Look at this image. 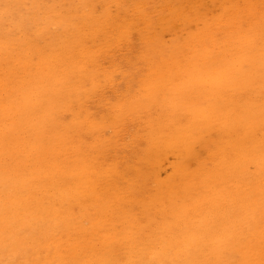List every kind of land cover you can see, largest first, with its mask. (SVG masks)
Segmentation results:
<instances>
[{
	"label": "rangeland",
	"instance_id": "374dc122",
	"mask_svg": "<svg viewBox=\"0 0 264 264\" xmlns=\"http://www.w3.org/2000/svg\"><path fill=\"white\" fill-rule=\"evenodd\" d=\"M0 1L1 3L5 2L0 6V28H2L0 29V34H2L0 35V37L2 36L0 38V220L2 219L1 222L3 223H0V230L5 229L0 232V238H3V240L0 239V245L2 247V249L0 247L1 264H39L41 260H44V263L47 261L48 263L46 264H69V262L70 264H81L83 259L82 264H144V262L145 264L147 262L149 264H171V262H174L172 264H186L187 260L189 264H203L207 261L206 264H212L214 261L215 264L217 260L220 262L216 264H253V262L254 264H264V262H262L264 261V177H261L262 175L264 176V140H262L264 139V117H262L264 116V113H261L260 116H254L257 120L255 118L253 119L251 115L250 117L247 115L243 116V111L241 114V111H237V113L228 112L229 115L227 116L223 115L225 113L221 108L232 110V108L227 106L229 105L233 107L232 104L235 102L236 98L242 96L241 93H239L242 92L240 88H238L237 93L233 91L234 87H238L233 86V80L238 79L239 77L235 76V69H232L225 74H221V68L219 73L215 71V75L217 74L219 78L217 82L219 81L221 84L224 83V85H222L225 88V93L221 95L202 96L204 100H201V103H198L197 101L195 102L194 97L197 96L196 91L192 94V96H195L190 99L191 96L185 93L183 89L186 87L192 88L197 82L200 83L201 81L206 85L207 81L204 83L206 74H200L197 78L190 77L189 81L194 82L191 83V86L188 80V83L186 84L187 81L184 80L182 76H176L174 73L178 68L181 75L186 77V75H188L187 67L190 60L205 61L203 58L206 57V52L203 50L207 51V54L209 55L207 56L209 58L211 57L220 64L226 58L227 54H233V57H238L237 54L241 56L249 51L251 53L254 50V47L259 48L261 45L264 50V43H261V41H263L262 36H264V0H222V2L221 0H185L186 2L184 0H74V2H71L73 0H46V3H44L45 0H25L26 2L24 0H8V2L6 0ZM15 1H17L16 4ZM181 1L184 3L182 4ZM206 1L207 3L205 5ZM187 2L190 4H187ZM193 2L197 3V5L193 4ZM226 2L227 6L223 5L226 4ZM124 3L127 5L124 6ZM182 5L185 7L182 8ZM254 5L256 6V9L260 6L259 10H256ZM111 6H113V8ZM186 6L190 8H187ZM175 7L178 8L176 9ZM251 8L252 10H250ZM19 10L20 12L18 13ZM76 10L79 11L76 12ZM113 10L115 11L113 12ZM190 10L193 11L194 15H192V11L188 12ZM12 11H14L15 14ZM28 11L29 13L26 14ZM252 11L254 13L256 11L258 12L254 15V13L252 14ZM22 12L23 15H21ZM160 12L161 14H159ZM127 13L128 15L131 13V15L128 16ZM183 13L185 14V16L183 15L185 17L184 19L182 17ZM175 14L177 16H175ZM256 14L258 15V20L260 18L263 22L260 20L259 23L257 22L258 20L255 18ZM115 15H117V17L114 18L116 20V27L114 26L115 20L113 19ZM34 16L36 17L33 18ZM187 16L191 17L187 18ZM63 18H67L65 20L66 23L62 20ZM192 18L195 20L193 21ZM206 18H208V20H206ZM177 19L179 21H176ZM67 20H69V22ZM182 20L187 23L184 24ZM28 21L29 24L27 23ZM254 21L256 24L253 23ZM77 22L78 24L76 25ZM21 24L24 25L21 26ZM118 24H120L119 28L120 31H122L112 33V31H115L114 28L116 29L119 26ZM175 24L178 26L177 29ZM78 25L80 28L77 27ZM190 25L191 27H187ZM257 26H261L262 28L260 29L259 27L258 29ZM168 27H170V29H168ZM10 28L13 31H11ZM178 29L181 30L178 31ZM190 30L192 31L191 33ZM259 30L260 32L262 31L263 34L259 33ZM245 31L249 33H245ZM111 33L115 34L114 36L118 39H111L114 37H112ZM118 33L119 36H117ZM256 33L259 34L256 35ZM61 34L63 37H61ZM17 35H19V38ZM4 38L7 39L5 40L6 42L8 41V43H6L5 40L2 41ZM35 38L39 39L37 40ZM63 38L67 39V41L65 39L63 40ZM81 38H83V40ZM246 38L248 39V42L244 45V43L242 44V40L244 39L243 41H245ZM253 40L255 41L251 42ZM112 41L113 43L115 41L117 42L113 44ZM75 42L77 43V46L75 45ZM196 43L198 46H196ZM249 43L251 44L249 45ZM201 44L203 45L201 46ZM210 44L213 45L208 51L207 47H209ZM40 45L44 47L39 48L41 47ZM243 46H246L245 50H243ZM260 48L255 50V52L261 50L259 52L262 53V48ZM44 49L45 52L43 51ZM41 50L43 52H41ZM164 50L169 53L164 52ZM259 52H257V55L260 54ZM164 53L168 55H164ZM181 60L184 61L181 62ZM245 64L248 65L247 71L249 72L248 74H250L251 68L252 71L254 69L253 64H248L247 61H245ZM32 65L34 66L32 67ZM44 65L47 68H45ZM211 72L212 70H210V73ZM233 76H235L234 79ZM224 79H228V81L230 80V83L232 82V90L228 89L229 87L227 84L229 86L231 85L227 81L224 82ZM225 83L227 87L225 86ZM46 87L47 90L45 89ZM194 87L197 89L200 88L198 84ZM194 87L193 89H195ZM180 88L182 89L181 91ZM24 92H26L27 96ZM191 92L192 89L190 90V94ZM257 92L256 96L262 92L263 95H258V99L260 101L259 103L263 104L264 101L262 98H264V92ZM172 95H177V97H173ZM218 96L223 98L220 99ZM25 97H27L28 101ZM175 97H180V100L173 102V100L176 99ZM209 97L212 98L211 104L216 103L218 105L219 103V106L216 108L218 111L221 109L220 111H223V114H220V112H217V109L211 107L210 100H208ZM8 98L9 101H7ZM229 99L233 102L230 103V101V104L225 106V103H227V100ZM13 101H17V103ZM241 101L242 100H240V102ZM26 103L27 105H30L26 106ZM39 103L42 105L40 106ZM46 104L47 107L45 106ZM203 104L209 105L208 108H206L207 105L204 106ZM194 105H197L198 108L204 106L205 110L202 108V110H204L202 112L203 114H200L198 111H201V109H198L197 106L195 109ZM244 105L245 103H241L239 107H243ZM190 107L192 109H189ZM186 109L187 111L191 110V112H186ZM197 109L198 111L196 112ZM212 109L215 110V113L213 112V114L211 111ZM40 111L43 112L39 114ZM195 112L196 114L194 115ZM184 113H186V117H184ZM188 114L190 115L188 116ZM209 114L213 116L210 117ZM219 114L221 116H219ZM236 114L240 117L238 116L237 118ZM206 115H209L211 120ZM244 117H247V120H245L246 118ZM233 118H236L235 123H233ZM242 118L245 120L244 123H241ZM229 119L233 121H230ZM155 120L157 124L155 123ZM192 120L195 125L191 124L193 123ZM225 120L227 121L225 122ZM251 120L253 121L252 123H247V121L251 122ZM181 121L186 123V128ZM159 122H161V124ZM240 123L241 125H250L249 127L246 126V132L244 130L240 133L241 131L239 130L240 134H235L238 132L237 129L239 128ZM182 124L184 127L181 126ZM230 124L232 127L234 126V129H231L232 127L228 128L231 126ZM259 124L261 125L260 129ZM241 125L240 127H242ZM161 128L164 129L162 130ZM187 128L188 130L185 132ZM227 128L229 130H225ZM248 128L253 129L247 131ZM222 129L224 132H221ZM240 129L242 130V128ZM166 132H169L171 135ZM188 132H190L191 136L185 134ZM220 132L223 134L224 140H229L227 143L223 140L221 134V137L218 135ZM247 132V135L250 134L252 136H257L256 139H259V142L255 139V136L254 138L252 136L250 137V135L246 137ZM162 133L164 134L161 135ZM173 134L177 135V137ZM238 134L243 135L240 138L237 136ZM234 135L239 138L233 137ZM186 136H188L187 140L185 139ZM243 136L246 138H243ZM216 137L218 138V141L220 138V141L223 142L221 143L219 141L220 144ZM229 137H231V139ZM60 138L63 139L60 140ZM152 138H154V141L151 144L150 139L152 140ZM232 139L235 141L239 139V141L237 140L236 142L240 143L238 144L235 141V144L232 143L234 148H240L238 151L236 150L235 153L233 152L234 148L232 147V144H230ZM248 139H254L257 143H260V145L255 142L254 145L257 146L252 145L251 147L249 142H247ZM187 142H189V144H187ZM252 142L254 143L253 140L250 141L251 144H253ZM245 143H247V146ZM224 144L226 145L225 148ZM227 145L233 149L228 148ZM238 145H241V147H238ZM242 145L245 147H242ZM248 145L251 148L257 147V150H255L256 148L251 150ZM211 147H214V152ZM35 148L37 149L36 151ZM221 148L222 151L220 152L219 149L221 150ZM241 149L242 151L240 154L239 150ZM159 150L161 151L159 152ZM190 151L193 153L191 154ZM243 151L244 153L247 151L245 155L246 157L242 153ZM254 151L255 153H253ZM251 155L254 156L253 159L250 158ZM21 157L23 160H21ZM234 157L236 159H234ZM229 159L231 163L227 162ZM243 159H246L247 161L245 160V162H243ZM238 160H241L242 164ZM35 161L38 163L36 164ZM218 162L220 163L218 164ZM222 162L227 163L224 164ZM232 163H236V165L234 164V169L237 173L234 172L233 169L226 167V164L229 165H227L228 167H234ZM238 163L242 166L240 167ZM220 165H222V171L221 167L219 168ZM212 167H214V169ZM217 168L220 171H218ZM236 168H239L240 170H237ZM232 170L235 173V176L231 174L233 173L231 172ZM206 171H209L208 173L210 176ZM214 171L217 172L212 174L211 172L214 173ZM37 172L39 174H37ZM52 172L55 173L53 174ZM183 172L187 175H184ZM219 172L224 174H221L223 177H221L222 179L219 178L217 180L211 177V174L212 176L220 177ZM202 174H204L202 183H204V180L209 177L216 182H214L215 184H211L213 183L212 180L211 182L209 179H207V181L205 180L210 184V187H208L209 185L207 186V183H204L206 185L204 187L207 189L206 192H203L202 188L201 190L199 189L201 186L203 187L200 182ZM228 174V178L231 179V177H233L231 180L225 178ZM184 177H187V180ZM220 180H222V183H220ZM234 180L239 183L245 180L246 182H244V184L241 182V184L245 186L243 187L240 184L238 186V183H236V187L233 188L237 189L239 187V189H231V183L232 186H235ZM258 180L263 182L261 183ZM155 181L156 183H154ZM192 181L193 183L194 181L196 183L200 182L196 187L199 189V193H201H198L200 197L203 193H206L205 196L203 195L202 200L196 194L198 192L197 189L196 193L194 192L195 189L192 191L193 185H196L195 183L193 184ZM252 182L257 185H254ZM183 184L186 186L181 187ZM218 185L219 187H217ZM173 186H175V189L172 188ZM220 187L222 189H220ZM226 187L228 190L231 189L232 191H228ZM218 189L220 190L218 191ZM174 190L180 192L177 194V191L174 192ZM144 191H148V194L144 193ZM217 191L218 193L223 191V194H218ZM236 191H238V193ZM207 193L210 194V196H208ZM135 195L139 196L136 197ZM151 195L154 198L158 196L160 199L156 198L154 201V198ZM195 195L199 199L195 198ZM206 195L210 199L207 198ZM174 196L180 200L176 201L175 199L177 198ZM179 196H181V198ZM189 196H192V203L191 200L190 203L188 201L190 199ZM182 198L183 200L181 201ZM194 198L197 203L196 201L194 202ZM10 199L11 201H9ZM59 200H63V203H60L61 201ZM170 200L175 201L176 203H172ZM180 201L182 202L181 204H179ZM186 201L191 206L190 208H188ZM202 201L204 202V205L209 208H204V206V209L202 210L203 213H200L201 210L199 211L198 209H202ZM156 202L160 203L158 204ZM209 202L212 204L208 206L207 204H209ZM54 203L57 204L55 205ZM155 203L158 204L156 205L157 207H155ZM198 203L202 206H199L198 209L193 212L195 205ZM152 205L154 206L152 207ZM182 206L185 207V209H182ZM210 206H212V210L210 209ZM161 207L163 208L161 209ZM173 208H175V212L173 211ZM192 208L194 209L192 210ZM216 208H219V211ZM171 209L172 212L170 213ZM187 209L189 212H186ZM183 210L187 215L182 213ZM177 211H179V213L181 212L180 215H185L180 216L179 213L177 215ZM197 211L199 212L196 216L202 214L204 221L200 219L202 216H198V218H195L196 216H194V219H191V214L193 217V213H196ZM162 213L165 215L163 214L162 216ZM173 213L178 216L176 218L180 219L182 217L180 219L181 221L178 219L175 221L176 219L174 220V217L171 218ZM204 213L207 219L204 217ZM245 216H247L248 219L244 218ZM166 218H171L172 221H167ZM4 221L8 225L5 224ZM83 221L85 222L83 223ZM28 225H31V228ZM153 225L154 227H152ZM158 225L160 229L157 227ZM180 225H182L183 229L179 227ZM230 226L231 228H229ZM178 227L181 231L176 232V230H172V228L176 229ZM198 229L200 230L198 231ZM201 229L204 233L203 231L201 232ZM120 230L122 231L120 232ZM145 231H147V233ZM154 231H156L155 233L159 232L157 233L159 236L155 233L153 234L152 232ZM9 233L13 237L9 236ZM202 234L205 236V239ZM122 235L123 238L121 237ZM21 236H23V238ZM50 236L53 240L50 239ZM220 237L221 239L219 240ZM23 239L24 241H22ZM7 240H10L9 243ZM89 241H91V243ZM121 241L123 243L120 246ZM216 241L218 242L216 243ZM2 242H4L3 244L5 245H3ZM20 242L22 244H20ZM48 243L52 245L49 244L48 248L51 247L50 249L47 248ZM71 246H75V248L73 247V249H71ZM226 246H228V248H225ZM213 247H216L218 250L216 248V250L213 249ZM198 248L200 249L198 250ZM219 248L220 251H222V248L225 251L223 250L220 252ZM56 250L58 251L56 252ZM72 251L74 254L75 251L76 253L79 252L74 256ZM119 251H122L120 252L121 254L119 253L121 258L124 259L126 256L124 259L125 261L122 260L123 262H120V256L118 255ZM151 251L154 254H152ZM69 252L73 255L68 254ZM193 252L195 254H193ZM134 253L137 254L134 255ZM143 253L144 255L147 254V260L144 258L145 256ZM216 253H218L219 256H217ZM138 254L143 255L140 256L141 259L138 258L139 256L136 257ZM206 254L208 255L206 256ZM229 254H231L230 258H228L230 256ZM248 254L249 256L251 254V257H249ZM116 255L117 258H115ZM72 256L75 257V259ZM187 256L191 259H184L185 262L182 258H187ZM113 257L115 259L114 261H111L113 260ZM127 257H129V259L133 257L136 258H133L134 261L130 259L129 262L126 260ZM210 257L212 258L210 259ZM76 259L79 260L80 263L79 261H76ZM116 259L119 262H117ZM66 260L68 261L66 262ZM73 260L76 262L73 263ZM44 263L43 261L40 262V264Z\"/></svg>",
	"mask_w": 264,
	"mask_h": 264
},
{
	"label": "bare ground",
	"instance_id": "6f19581e",
	"mask_svg": "<svg viewBox=\"0 0 264 264\" xmlns=\"http://www.w3.org/2000/svg\"><path fill=\"white\" fill-rule=\"evenodd\" d=\"M6 1L8 2V0H6ZM17 1H18V0H17ZM17 1H15V4H16ZM24 1H25V0H24ZM42 1H43V0H42ZM42 1H40V2H42ZM131 1H132V0H131ZM184 1H185V0H184ZM186 1H187V0H186ZM186 1H185V2H186ZM188 1H189V0H188ZM239 1H240V0H239ZM25 2H26V1H25ZM47 2H48V1H47ZM71 2H74V0L71 1ZM71 2H70V3H71ZM91 2H92V1H91ZM106 2H107V1H106ZM119 2H120V1H119ZM121 2H122V1H121ZM123 2H124V1H123ZM125 2L128 3L127 1H125ZM181 2H182V1H181ZM181 2H180V3H181ZM190 2H191V1H190ZM195 2H197V1H195ZM195 2H193V4H196V5H197L198 2H197V3H195ZM215 2H216V1H215ZM221 2H222V0H221ZM0 3H1V1H0ZM3 3H5V2H3ZM3 3H1L0 6H2ZM9 3H10V2H9ZM27 3H28V2H27ZM38 3H39V2H38ZM44 3H46V0H45ZM44 3H42V4H44ZM129 3H130V2H129ZM139 3H140V2H139ZM142 3H143V2H142ZM149 3H150V2H149ZM183 3H184V2H182V4H183ZM191 3H192V2H191ZM206 3H207V1L205 2V5H206ZM18 4H19V3H18ZM54 4H55V3H54ZM64 4H65V3H64ZM66 4H67V3H66ZM72 4H73V3H72ZM72 4H71V5H72ZM87 4H88V3H87ZM100 4H101V3H100ZM118 4H119V3H118ZM185 4H186V3H185ZM187 4H190V3L187 2ZM193 4H192V5H193ZM216 4H217V3H216ZM216 4H215V5H216ZM9 5H10V4H9ZM25 5H26V4H25ZM37 5H38V4H37ZM48 5H49V4H48ZM56 5H57V4H56ZM61 5H62V4H61ZM73 5H74V4H73ZM95 5H96V4H95ZM102 5H103V4H102ZM126 5H127V4H126ZM126 5H125V3H124V6H126ZM173 5H174V4H173ZM196 5H195V6H196ZM220 5H221V4H220ZM223 5L227 6V2H226V4H223ZM228 5H229V3H228ZM252 5H253V4H252ZM252 5H251V6H252ZM52 6H53V4H52ZM162 6H163V5H162ZM179 6H180V5H179ZM188 6H190V5H188ZM203 6H204V5H203ZM208 6H209V5H208ZM210 6H211V5H210ZM254 6H255V5H254ZM263 6H264V5H263ZM263 6H261V7H263ZM17 7H19V6H17ZM46 7H48V6H46ZM54 7H55V5H54ZM95 7H96V6H95ZM111 7L113 8V6H111ZM121 7H122V6H121ZM139 7H140V6H139ZM184 7H185V6H184ZM184 7H183V5H182V8H184ZM186 7H187V6H186ZM193 7H194V6H193ZM197 7H198V6H197ZM218 7H219V6H218ZM257 7H258V6H257ZM259 7H260V6H259ZM259 7L257 8L258 10H259ZM1 8H2V7H1ZM9 8H10V7H9ZM20 8H21V6H20ZM40 8H41V7H40ZM43 8H44V7H43ZM57 8H58V7H57ZM72 8H73V6H72ZM72 8H71V9H72ZM77 8H78V6H77ZM101 8H102V6H101ZM155 8H156V7H155ZM175 8H176V7H175ZM177 8H178V7H177ZM177 8H176V9H177ZM187 8H190V7H187ZM187 8H186V9H187ZM207 8H208V7H207ZM220 8H221V7H220ZM15 9H16V8H15ZM21 9H22V8H21ZM53 9H54V8H53ZM71 9H69V10H71ZM81 9H82V7H81ZM99 9H100V8H99ZM160 9H161V8H160ZM200 9H201V8H200ZM255 9H256V6H255ZM257 9H256V10H257ZM3 10H4V9H3ZM34 10H35V9H34ZM34 10H33V11H34ZM93 10H94V9H93ZM164 10H166V9H164ZM183 10H185V9H183ZM183 10H182V11H183ZM197 10H198V9H197ZM219 10H220V9H219ZM250 10H252V8H251ZM263 10H264V9H263ZM1 11H2V10H1ZM63 11H64V10H63ZM77 11H79V10H76V12H77ZM114 11H115V10H113V12H114ZM128 11H129V10H128ZM176 11H177V10H176ZM191 11H192V10H190V11H188V12H191ZM198 11H199V10H198ZM198 11H197V12H198ZM201 11H202V10H201ZM203 11H204V10H203ZM215 11H216V10H215ZM254 11H255V10H254ZM261 11H262V10H261ZM12 12H14V11H12ZM16 12H17V11H16ZM19 12H20V10L18 11V13H19ZM34 12H36V11H34ZM39 12H42V11H39ZM73 12H74V11H73ZM94 12H95V10H94ZM132 12H133V11H132ZM136 12H137V10H136ZM151 12H152V11H151ZM154 12H155V11H154ZM197 12H196V13H197ZM216 12H217V11H216ZM220 12H221V11H220ZM231 12H232V11H231ZM256 12H258V11H256ZM256 12H255V13H256ZM27 13H29V11L26 12V14H27ZM37 13H38V12H37ZM44 13H45V12H44ZM47 13H48V12H47ZM71 13H72V12H71ZM92 13H93V12H92ZM96 13H97V12H96ZM111 13H112V12H111ZM120 13H121V12H120ZM148 13H150V12H148ZM209 13H210V12H209ZM211 13H212V12H211ZM253 13H254V12L252 11V14H253ZM255 13H254V15H255ZM263 13H264V12H263ZM10 14H11V13H10ZM14 14H15V12H14ZM118 14H119V13H118ZM157 14H158V13H157ZM159 14H161V12H160ZM162 14H163V13H162ZM179 14H180V13H179ZM179 14H178V15H179ZM189 14H190V13H189ZM213 14H214V13H213ZM228 14H229V13H228ZM242 14H243V13H242ZM245 14H246V13H245ZM11 15H12V14H11ZM21 15H23V12H22ZM50 15H51V14H50ZM110 15H111V14H110ZM127 15H128V13H127ZM130 15H131V13H130L128 16H130ZM167 15H168V14H167ZM183 15L185 16V14H184V13L182 14V17H183V19H184L185 17H184ZM192 15H194V14H193V11H192ZM195 15H196V14H195ZM211 15H212V14H211ZM243 15H244V14H243ZM247 15H248V14H247ZM0 16H1V15H0ZM7 16H9V15H7ZM12 16H13V15H12ZM17 16H18V15H17ZM41 16H42V15H41ZM41 16H40V18H41ZM51 16H52V15H51ZM75 16H76V15H75ZM124 16H125V15H124ZM133 16H134V15H133ZM152 16H154V15H152ZM152 16H151V17H152ZM175 16H177V15L175 14ZM262 16H263V15H262ZM30 17H31V15H30ZM35 17H36V16H34L33 18H35ZM45 17H46V16H45ZM48 17H50V16H48ZM115 17H117V15H115V16L113 17V19H114ZM188 17H191V16H187V18H188ZM222 17H223V16H222ZM257 17H258V15L256 14L255 18L258 20ZM15 18H16V16H15ZM72 18H73V17H72ZM75 18H76V17H75ZM79 18H80V17H79ZM107 18H108V17H107ZM109 18H110V17H109ZM261 18H262V17H261ZM66 19H67V18H66ZM66 19H65V18L62 19V20H64V23H66V22H65ZM88 19H89V18H88ZM180 19H181V17H180ZM192 19H193V21L195 20L194 18H192ZM249 19H250V18H249ZM252 19H253V18H252ZM252 19H251V20H252ZM71 20H73V19H71ZM114 20H115V19H114ZM114 20H112V21H114ZM133 20H134V19H133ZM186 20H187V19H186ZM190 20H191V19H190ZM199 20H200V19H199ZM206 20H208V18H206ZM223 20H224V19H223ZM259 20H260V18H259ZM259 20L257 21L258 23H259L260 21L263 22V20H260V21H259ZM32 21H34V20H32ZM32 21H31V22H32ZM40 21H41V20H40ZM40 21H39V22H40ZM67 21L69 22V20H67ZM105 21H106V20H105ZM112 21H111V22H112ZM118 21H119V19H118ZM146 21H147V20H146ZM176 21H179V20L177 19ZM182 21L184 22V20H182ZM232 21H233V19H232ZM245 21H246V20H245ZM255 21H256V20H255ZM255 21H254L253 23H255ZM50 22H51V21H50ZM85 22H86V21H85ZM96 22H97V21H96ZM102 22H103V21H102ZM102 22H101V23H102ZM111 22H110V23H111ZM154 22H155V21H154ZM180 22H181V21H180ZM198 22H199V21H198ZM224 22H225V21H224ZM243 22H244V21H243ZM9 23H10V22H9ZM27 23L29 24V21H28ZM62 23H63V22H62ZM62 23H61V24H62ZM112 23H113V22H112ZM119 23H120V22H119ZM138 23H139V22H138ZM185 23H187V22H184V24H185ZM190 23H191V21H190ZM220 23H221V22H220ZM258 23H257V24H258ZM263 23H264V22H263ZM263 23H262V24H263ZM39 24H41V23H39ZM53 24H54V23H53ZM77 24H78V22L76 23V25H77ZM107 24H108V23H107ZM113 24H114V23H113ZM140 24H141V23H140ZM233 24H234V23H233ZM255 24H256V23H255ZM19 25H20V24H19ZM23 25H24V24H23ZM23 25L21 24V26H23ZM37 25H38V22H37ZM65 25H67V24H65ZM76 25H75V26H76ZM102 25H103V24H102ZM118 25H119V26H118ZM118 25H117L118 27L116 28L117 30L113 27L115 31H112V33H116V31H117V32L120 31V28H119V27H120V24H118ZM138 25H139V24H138ZM138 25H137V26H138ZM179 25H180V24H179ZM248 25H249V24H248ZM59 26H60V25H59ZM86 26H87V25H86ZM109 26H110V25H109ZM114 26L116 27V20H115V25H114ZM173 26H174V25H173ZM173 26H172V27H173ZM175 26H176V29H177L178 26H177L176 24H175ZM175 26H174V28H175ZM205 26H206V25H205ZM242 26H243V25H242ZM245 26H246V25H245ZM262 26H263V25H262ZM77 27L80 28L79 25H78ZM111 27H112V26H111ZM133 27H134V26H133ZM180 27H181V26H180ZM187 27H191V25H190V26H187ZM201 27H202V26H201ZM252 27H253V26H252ZM257 27H258V26H257ZM259 27H260V29L262 28L261 26H259ZM259 27H258V29H259ZM31 28H32V26H31ZM31 28H30V29H31ZM48 28H50V27H48ZM48 28H46V29H48ZM55 28H56V27H55ZM118 28H119V29H118ZM205 28H207V27H205ZM0 29H2V28H0ZM10 29H11V28H10ZM13 29H14V28H13ZM46 29H45V30H46ZM52 29H53V28H52ZM56 29H57V28H56ZM69 29H70V27H69ZM107 29H108V28H107ZM131 29H132V27H131ZM131 29H130V30H131ZM156 29H157V28H156ZM168 29H170V27H168ZM176 29H175V30H176ZM185 29H186V27H185ZM187 29H188V28H187ZM199 29H200V28H199ZM202 29H203V28H202ZM210 29H211V27H210ZM235 29H236V28H235ZM8 30H9V29H8ZM53 30H54V29H53ZM57 30H58V29H57ZM67 30H68V29H67ZM80 30H81V29H80ZM166 30H167V29H166ZM166 30H165V31H166ZM180 30H181V29H178V31H180ZM183 30H184V28H183ZM192 30H193V28H192ZM243 30H244V29H243ZM245 30H246V29H245ZM256 30H257V29H256ZM263 30H264V29H263ZM11 31H13V30L11 29ZM47 31H48V30H47ZM72 31H73V30H72ZM72 31H71V32H72ZM106 31H107V30H106ZM121 31H122V30H121ZM121 31H120V32H121ZM168 31H169V30H168ZM171 31H172V30H171ZM204 31H205V30H204ZM204 31H203V32H204ZM238 31H239V30H238ZM241 31H242V30H241ZM249 31H250V30H249ZM50 32H51V31H50ZM50 32H48V33H50ZM54 32H55V31H54ZM83 32H84V31H83ZM108 32H109V31H108ZM110 32H111V30H110ZM181 32H182V31H181ZM187 32H188V31H187ZM191 32H192V31L190 30V33H191ZM198 32H199V31H198ZM207 32H208V29H207ZM211 32H212V31H211ZM218 32H219V31H218ZM257 32H258V31H257ZM2 33H3V31H2ZM5 33H6V32H5ZM112 33H111V35H112V37H113L115 34H112ZM150 33H151V32H150ZM165 33H166V32H165ZM183 33H184V32H183ZM200 33H201V31H200ZM221 33H222V32H221ZM233 33H234V32H233ZM245 33H249V32L245 31ZM259 33L263 34L262 31L260 32V30H259ZM259 33H256V35L259 34ZM10 34H11V32H10ZM45 34H46V33H45ZM58 34H59V33H58ZM66 34H67V33H66ZM71 34H72V33H71ZM77 34H78V33H77ZM122 34H123V33H122ZM209 34H210V33H209ZM0 35H2V34H0ZM43 35H44V33H43ZM61 35H62V34H61ZM64 35H65V34H64ZM80 35H81V34H80ZM163 35H164V34H163ZM171 35H172V34H171ZM181 35H182V33H181ZM181 35H180V36H181ZM217 35H218V34H217ZM219 35H220V33H219ZM219 35H218V36H219ZM252 35H253V34H252ZM5 36H6V35H5ZM17 36H18V38H19V35H17ZM17 36H16V37H17ZM30 36H31V35H30ZM67 36H69V35H67ZM72 36H73V35H72ZM117 36H119V33H118ZM185 36H186V35H185ZM240 36H241V34H240ZM240 36H239V37H240ZM248 36H249V35H248ZM1 37H2V36H1ZM1 37H0V38H1ZM61 37H63V35H62ZM74 37H77V36H74ZM206 37H207V36H206ZM206 37H205V38H206ZM241 37H242V36H241ZM259 37H260V36H259ZM262 37L264 38V36H262ZM262 37H261V38H262ZM6 38H7V36H6ZM6 38L2 39V41H4ZM21 38H22V37H21ZM46 38H47V36H46ZM51 38H52V37H51ZM78 38H79V37H78ZM115 38H116V36H114V37L111 38V39H115ZM202 38H203V35H202ZM231 38H232V37H231ZM253 38H254V37H253ZM256 38H257V37H256ZM263 38H262L263 41H261V43H262V42L264 43V39H263ZM7 39H8V38H7ZM7 39H6V40H7ZM9 39H10V38H9ZM33 39H34V38H33ZM35 39L38 40L39 38H35ZM64 39H65V38H63V40H64ZM81 39L83 40V38H81ZM91 39H92V38H91ZM116 39H118V38H116ZM160 39H161V38H160ZM232 39H233V38H232ZM232 39H231V40H232ZM6 40H5V42H6ZM54 40H55V39H54ZM65 40L67 41V39H65ZM84 40H85V39H84ZM243 40H244V39H243ZM243 40H242V44L244 43V45H246V42H248V41H247L248 39L246 38L245 41H243ZM255 40H257V39H255ZM255 40H253V41H251V42H254ZM13 41H15V40H13ZM13 41H11V42H13ZM52 41H53V40H52ZM52 41H51V42H52ZM74 41H75V39H74ZM107 41H108V40H107ZM109 41H110V40H109ZM117 41H118V40H117ZM117 41H115L114 43H116ZM121 41H122V39H121ZM143 41H144V40H143ZM146 41H147V40H146ZM146 41H145V42H146ZM199 41H201V40H199ZM205 41H206V40H205ZM205 41H204V42H205ZM259 41H260V40H259ZM0 42H1V40H0ZM11 42H10V43H11ZM16 42H17V41H16ZM40 42H41V41H40ZM58 42H59V41H58ZM80 42H81V41H80ZM82 42H83V41H82ZM94 42H95V40H94ZM104 42H105V41H104ZM119 42H120V41H119ZM159 42H161V41H159ZM159 42H158V43H159ZM207 42H208V40H207ZM227 42H228V41H227ZM6 43H8V41H7ZM38 43H39V42H38ZM86 43H87V42H86ZM86 43H85V44H86ZM112 43H113V41H112ZM112 43H111V45H112ZM114 43H113V44H114ZM158 43H157V44H158ZM194 43H195V42H194ZM199 43H200V42H199ZM257 43H258V42H257ZM2 44H3V43H2ZM30 44H31V43H30ZM76 44H77V43L75 42V45H76ZM205 44H206V43H205ZM207 44H208V43H207ZM250 44H251V43H249V45H250ZM254 44H255V43H254ZM5 45H6V44H5ZM52 45H53V44H52ZM75 45H73V46L76 47L77 45H76V46H75ZM202 45H203V44H201V46H202ZM212 45H213V44H210L209 47H207V48H208V51L212 48ZM239 45H240V44H239ZM249 45H247V46H249ZM252 45H253V44H252ZM15 46H17V45H15ZM40 46H41V47H39V48H43V47H44V46H42V45H40ZM60 46H61V45H60ZM70 46H71V43H70ZM70 46H69V47H70ZM156 46H157V45H156ZM161 46H162V45H161ZM178 46H179V45H178ZM196 46H198L197 43H196ZM201 46H200V47H201ZM255 46H256V45H255ZM261 46H262V45H261ZM261 46H259V48H260ZM28 47H29V46H28ZM175 47H176V46H175ZM219 47H220V46H219ZM245 47H246V46H245ZM245 47L243 46V50H245ZM251 47H252V46H251ZM253 47H254V46H253ZM21 48H22V47H21ZM25 48H26V47H25ZM30 48H31V47H30ZM166 48H167V47H166ZM173 48H174V47H173ZM177 48H178V47H177ZM197 48H198V47H197ZM207 48H206V49H207ZM259 48L254 47V50H253L251 53H250V51H249L248 53H244V55H241V56H239V55L237 54L238 57H235V56L233 57V54H227V55H226V58L221 62V64H220L218 61H215L214 59H212L211 57L209 58V57H208L209 55L207 54V51H206V50H203L204 52H206V57L203 58V59H205V61H195V60H190V62H188V67H187V68H188V72H187L188 75L185 74L186 77L183 76V75H181V72L178 70V68L175 70L174 73L176 74V76H182V78H183L184 80H186V81H187V80L189 81V78H190V77H191V78H197L200 74H204V75L206 74V75H205V78H204V80H205L204 83H206V81H207L206 85L203 84L202 81L200 82V83H202V84H200L199 82H197V84L200 86V88L197 89L196 87H194L195 85L197 86V84H195L194 86H192L191 83H194V82H192V81L190 82V81H189V82H190V85L192 86V88H191V87H189V88L186 87V88L183 89L185 93H187L188 95L191 96L190 99H191L192 97L195 96V95L192 96V94L196 91L197 96L194 97L195 102L197 101L198 103H201L200 101H201V100H204L203 97H205L206 95H207V96H210V95H221V94H224V93H225V90H224L225 88H224V86H223L224 83H222V84H223V85H222L219 81L217 82V80H218L219 78H218V75H217V74L215 75L214 72L216 71L217 73H219V72H220L219 70H220V68H221V69H222L221 74H225V73H228L229 71H231L232 69H235V70H236V75H235V76H239V77H238V79H234L235 76H233V79H234V80H233V86H238V87H234V88H233L232 85H231L232 82H231V83L229 82L230 80H229V81H228V79H224V80H223L224 82L227 81V82L231 85V86H229V85L227 84V86L229 87V88H228L229 90H232L231 88H233V91H234L235 93L238 92V88H240V90H242V92H239V93H241L242 96H239V95H238L239 97H237L236 100H235V98H234L235 102L232 104L233 107H232V106H229V105L227 106V104H230V103L233 102V101H231V99L227 100V103H225V104H226L225 106L232 108V110L227 109V108H221V109H223V111H224V113H225V114H223V111L221 112V111H220V110H221L220 108H219V109H220L219 111H218V109L216 108L217 106H219V103H218V105H217L216 103H215V104H211V100H212V98H214V97L211 96L212 98L209 97L208 100H210L209 102H210V104H211V107L217 109V112H220V114H223V115L227 116V115H229L230 112H232V113H237V111H238V112L241 111V112H240V114H241L242 111H243V112H244V113H243V116L247 115V116L250 117V115H251L252 118L254 119V118H255L254 116H257V115L260 116L261 113H264V112H263V109H264V102H263V104H262V103L260 104V103H259L260 101H259V99H258L259 96L263 95L262 92L260 93L261 95H260V94H257V96H256V92H257V91H258V92H259V91H263V92H264V50H263V47H261V48H262V51H263L262 53L259 52V51H261V50L255 52V50H258ZM261 48H260V49H261ZM11 49H12V48H11ZM45 49H46V48H45ZM45 49L43 50L44 52H45ZM53 49H54V48H53ZM59 49H60V48H59ZM59 49H58V51H59ZM82 49H83V47H82ZM84 49H85V47H84ZM164 49H165V48H164ZM199 49H200V48H199ZM213 49H215V48H213ZM248 49H249V48H248ZM7 50H9V49H7ZM13 50H14V49H13ZM16 50H17V49H16ZM49 50H50V48H49ZM55 50H56V49H55ZM55 50H53V51H55ZM178 50H179V49H178ZM192 50H193V46H192ZM195 50H196V49H195ZM37 51H40V50H37ZM37 51H36V52H37ZM43 51L41 50V52H43ZM46 51H47V50H46ZM58 51H57V52H58ZM81 51H82V50H81ZM149 51H150V50H149ZM247 51H248V50H247ZM60 52H61V50H60ZM164 52H166V50H164ZM175 52H176V51H175ZM181 52H182V50H181ZM184 52H186V51H184ZM196 52H199V51H196ZM200 52H202V51H200ZM236 52H237V51H236ZM257 52H259L260 54L257 55ZM31 53H32V52H31ZM166 53H169V52L167 51ZM187 53H188V52H187ZM0 54H1V53H0ZM5 54H6V53H5ZM8 54H9V53H8ZM49 54H50V53H49ZM70 54H71V53H70ZM79 54H80V53H79ZM174 54H175V53H174ZM200 54H201V53H200ZM214 54H215V53H214ZM6 55H7V54H6ZM12 55H13V54H12ZM29 55H30V54H29ZM38 55H39V54H38ZM88 55H89V54H88ZM88 55H86V56H88ZM164 55H168V54H165V53H164ZM201 55H202V54H201ZM207 55H208V56H207ZM260 55H261V56H260ZM47 56H49V55H47ZM47 56H46V58H47ZM171 56H172V53H171ZM179 56H180V54H179ZM193 56H194V54H193ZM202 56H204V55H202ZM43 57H44V56H43ZM49 57H51V56H49ZM75 57H76V56H75ZM100 57H101V56H100ZM19 58H20V57H19ZM24 58H25V57H24ZM57 58H58V57H57ZM172 58H173V56H172ZM246 58H247V59H246ZM103 59H104V58H103ZM105 59H106V58H105ZM203 59H202V60H203ZM235 59H236V60H235ZM44 60H45V59H44ZM64 60H65V59H64ZM169 60H170V59H169ZM197 60H198V59H197ZM22 61H23V60H22ZM25 61H26V60H25ZM36 61H37V60H36ZM101 61H102V60H101ZM183 61H184V60H181V62H183ZM245 61H247L248 64H253V68H254V69H253V71H252V68H251V70H250V74H248V73H249V72L247 71V67H248V65L245 64ZM10 62H11V61H10ZM40 62H41V61H40ZM44 62H45V61H44ZM64 62H65V61H64ZM66 62H67V61H66ZM179 62H180V61H179ZM7 63H8V62H7ZM19 63H20V62H19ZM33 63H34V62H33ZM48 63H49V62H48ZM100 63H101V62H100ZM55 64H56V63H55ZM57 64H58V63H57ZM20 65H21V63H20ZM20 65H19V66H20ZM22 66H23V64H22ZM26 66H27V65H26ZM33 66H34V65H32V67H33ZM58 66H60V65H58ZM82 66H83V65H82ZM44 67H45V65H44ZM50 67H51V66H50ZM85 67H86V66H85ZM87 67H88V66H87ZM12 68H13V67H12ZM45 68H47V67H45ZM50 69H51V68H50ZM180 69H181V68H180ZM9 70H10V69H9ZM210 70H212L211 73H210ZM248 70H249V69H248ZM20 71H21V70H20ZM20 71H19V72H20ZM232 72H234V71H232ZM22 73H23V72H22ZM39 73H40V71H39ZM73 73H74V72H73ZM207 73H208V74H207ZM30 74H31V73H30ZM85 74H86V73H85ZM221 74H219V75H221ZM232 74H233V73H232ZM204 75H203V76H204ZM254 75H255V77H254ZM3 76H4V75H3ZM29 76H30V75H29ZM57 76H58V75H57ZM229 76H230V75H229ZM98 77H99V76H98ZM231 77H232V75H231ZM26 78H27V77H26ZM72 78H73V77H72ZM165 78H166V77H165ZM179 78H180V77H179ZM187 78H188V79H187ZM201 78H202V77H201ZM201 78H199V79H201ZM70 79H71V78H70ZM220 79H221V78H220ZM222 79H223V78H222ZM230 79H232V78H230ZM40 80H41V79H40ZM152 80H153V79H152ZM196 80H197V79H196ZM24 81H25V80H24ZM31 81H32V80H31ZM33 81H34V80H33ZM41 81H42V80H41ZM43 81H44V79H43ZM188 81L186 82V84L188 83ZM197 81H198V80H197ZM10 82H11V80H10ZM21 82H22V81H21ZM47 82H50V81H47ZM184 82H185V81H184ZM221 82H222V81H221ZM6 83H7V82H6ZM24 83H25V82H24ZM66 83H68V82H66ZM8 84H9V83H8ZM13 84H14V83H13ZM27 84H28V83H27ZM50 85H51V84H50ZM87 85H88V84H87ZM168 85H169V84H168ZM22 86H23V85H22ZM42 86H43V85H42ZM51 86H52V85H51ZM185 86H187V85H185ZM188 86H189V85H188ZM225 86H226V83H225ZM227 86H226V87H227ZM164 87H165V86H164ZM193 87H194L195 89H193ZM175 88H176V87H175ZM181 88H183V87H181ZM181 88H180V91L182 90ZM190 88L192 89L191 94H190V90H191ZM45 89L47 90V87H46ZM201 89H202V90H201ZM177 90H178V89H177ZM184 92H182V93H184ZM258 92H257V93H258ZM12 93H13V92H12ZM24 93H25V95H26V92H24ZM24 93H23V96H24ZM176 93H177V92H176ZM182 93H181V94H182ZM228 93H229V91H228ZM6 94H7V93H6ZM9 94H11V93H9ZM9 94H8V95H9ZM40 94H41V93H40ZM48 94H49V92H48ZM16 95H18V94H16ZM155 95H156V94H155ZM165 95H166V94H165ZM177 95H178V94H177ZM177 95H174V96L177 97ZM198 95H199V96H198ZM258 95H259V96H258ZM10 96H11V95H10ZM10 96H9V97H10ZM26 96H27V95H26ZM49 96H51V95H49ZM166 96H167V95H166ZM172 96H173V95H172ZM174 96H173V97H174ZM185 96H186V95H185ZM202 96H203V97H202ZM36 97H37V96H36ZM173 97H172V98H173ZM176 97H175V98H176ZM215 97H216V96H215ZM218 97H220V96H218ZM235 97H236V96H235ZM17 98H18V97H17ZM17 98H16V99H17ZM23 98H24V97H23ZM25 98H26V100H27V97H25ZM28 98H29V97H28ZM38 98H40V97H38ZM49 98H50V97H49ZM179 98H180V97H179ZM179 98H176L175 100H173V102L176 101V100L179 101V100H180ZM187 98H188V97H187ZM199 98H200V99H199ZM221 98H223V97H220V99H221ZM225 98H226V97H225ZM190 99H189V100H190ZM257 99H258V100H257ZM262 99H263V101H264V98H262ZM214 100H215V99H214ZM240 100H242V101L240 102ZM7 101H9V98H8ZM20 101H21V100H20ZM27 101H28V100H27ZM29 101H30V100H29ZM181 101H182V100H181ZM181 101H180V102H181ZM230 101H231V102H230ZM2 102H3V101H2ZM13 102L17 103V101H13ZM13 102H12V103H13ZM41 102H42V101H41ZM41 102H40V103H41ZM224 102H225V100H224ZM229 102H230V103H229ZM261 102H262V101H261ZM18 103H19V101H18ZM29 103H30V102H29ZM40 103H39V105H40ZM42 103H43V102H42ZM204 103H205V102H204ZM213 103H214V102H213ZM241 103H245V105H244L243 107H239V105H241ZM22 104H23V102H22ZM24 104H25V103H24ZM37 104H38V103H37ZM37 104H36V105H37ZM178 104H179V103H178ZM208 104H209V103H208ZM237 104H239V105H237ZM13 105H14V103H13ZM16 105H17V104H16ZM28 105H30V104H28ZM28 105H27V103H26V106H28ZM31 105H32V104H31ZM36 105H35V106H36ZM41 105H42V104H41ZM41 105H40V106H41ZM116 105H118V104H116ZM181 105H182V104H181ZM184 105H186V104H184ZM203 105L206 106L207 104H203ZM220 105H221V104H220ZM242 105H243V104H242ZM22 106H23V105H22ZM45 106L47 107V104H46ZM54 106H55V105H54ZM190 106H191V105H190ZM196 106H197V105H196ZM196 106L194 105V108H195V109H196ZM204 106H203V107L201 106V107L204 109ZM208 106H209V105H207L206 108H208ZM55 107H56V106H55ZM55 107H54V108H55ZM192 107H193V106H192ZM211 107H209V108H211ZM11 108H12V107H11ZM26 108H27V107H26ZM54 108H53V109H54ZM183 108H184V107H183ZM194 108H193V109H194ZM197 108H198V106H197ZM199 108H200V107H199ZM199 108H198V109H199ZM202 108H200L201 111H200V110L198 111V109H197L196 112L198 111V112H200V114H203L202 112H203L205 109L202 110ZM37 109H38V108H37ZM130 109H131V108H130ZM189 109H192V108L190 107ZM189 109H188V110H189ZM195 109H194V110H195ZM33 110H34V109H33ZM172 110H173V109H172ZM184 110H185V109H184ZM189 111L191 112V110H189ZM189 111H187V109H186V112H189ZM192 111H193V110H192ZM209 111H210V110H209ZM211 111H212V114H213V112H214L215 110L212 109ZM38 112H39V111H38ZM42 112H43V111H42ZM42 112L40 111L39 114H41ZM113 112H114V111H113ZM135 112H136V111H135ZM196 112L194 113V115L196 114ZM217 112H216V113H217ZM228 112H229V113H228ZM206 113H207V112H206ZM206 113H205V114H206ZM214 113H215V112H214ZM184 114H185L184 117H186V113H184ZM198 114H199V113H198ZM210 114H211V113H210ZM210 114H209V115H210ZM220 114H219V116H221ZM36 115H38V114H36ZM179 115H180V114H179ZM181 115H182V114H181ZM189 115H190V114H188V116H189ZM194 115H193V116H194ZM209 115H208V116L206 115V116L211 120L210 117H212L213 115H212V116L210 115V117H209ZM214 115H215V114H214ZM236 115H237V118H238L239 115H238V114H236ZM263 115H264V114H263ZM188 116H187V117H188ZM204 116H205V115H204ZM225 116H224V117H225ZM30 117H31V116H30ZM36 117H37V116H36ZM112 117H113V116H112ZM182 117H183V116H182ZM190 117H191V116H190ZM222 117H223V116H222ZM232 117H233V116H232ZM234 117H236V116H234ZM239 117H240V116H239ZM262 117H264V116H262ZM203 118H204V117H203ZM205 118H206V117H205ZM208 118H207V120H208ZM227 118H228V117H227ZM227 118H226V119H227ZM244 118H246L245 120H247V117H244ZM260 118H261V117H260ZM112 119H113V118H112ZM165 119H166V118H165ZM181 119H182V118H181ZM219 119H220V118H219ZM219 119H217V120H219ZM233 119H234V118H233ZM249 119H250V118H249ZM255 119H256V118H255ZM45 120H46V119H45ZM158 120H159V119H158ZM160 120H163V119H160ZM189 120H191V119H189ZM229 120H230V121H233V120H231V119H229ZM235 120H236V118L234 119V122H233V123H235ZM245 120H243V118H242V122H241V123H244ZM256 120H257V119H256ZM259 120H260V119H259ZM110 121H111V120H110ZM163 121H165V120H163ZM166 121H167V120H166ZM185 121H186V120H185ZM192 121H193V120H192ZM226 121H227V120H225V122H226ZM181 122L184 124V126L186 125V123H184V121H181ZM186 122H187V121H186ZM188 122H189V121H188ZM207 122H208V121H207ZM210 122H211V121H210ZM215 122H216V121H215ZM222 122H223V120H222ZM252 122H253L252 120H251V122H248V121H247V123H252ZM255 122H256V121H255ZM48 123H49V122H48ZM155 123H156V120H155ZM159 123L161 124V122H159ZM159 123H158V124H159ZM217 123H218V122H217ZM241 123L239 124V128L237 129L238 132H236L235 134L239 133L240 131H241L240 133H242V132L247 128L246 126L249 127V125H250V124H249V125H248V124H247V125H243V124L241 125ZM41 124H42V123H41ZM45 124H46V123H45ZM156 124H157V123H156ZM175 124H176V123H175ZM183 124H182L181 126H183ZM191 124H194V121H193V123H191ZM191 124H190V125H191ZM220 124H221V123H220ZM220 124H218V125H220ZM227 124H228V122H227ZM227 124H226V125H227ZM231 124H232V123H231ZM231 124H230V125H231ZM245 124H246V123H245ZM254 124H255V123H254ZM254 124H253V125H254ZM48 125H49V124H48ZM48 125H47V127H48ZM50 125H51V124H50ZM194 125H195V124H194ZM226 125H225V126H226ZM240 125H241L242 127H240ZM259 125H260V124H259ZM45 126H46V125H45ZM156 126H157V125H156ZM159 126H160V125H159ZM184 126H183V127H184ZM220 126H222V125H220ZM243 126H244L245 128H244ZM40 127H41V125H40ZM43 127H44V126H43ZM145 127H146V126H145ZM148 127H149V126H148ZM186 127H187V126H185V128H186ZM189 127H191V126H189ZM230 127H232V125L229 126L228 128H230ZM250 127H251V126H250ZM257 127H258V126H257ZM260 127H261V125L259 126V129H260ZM156 128H157V127H156ZM193 128H194V127H193ZM228 128L225 129V130H229ZM240 128H242V130H241ZM243 128H244V129H243ZM161 129L163 130L164 128H161ZM172 129H173V128H172ZM191 129H192V128H191ZM231 129H234V126H233ZM231 129H230V130H231ZM235 129H236V128H235ZM251 129H253V128H251ZM251 129L248 128L247 131H250ZM156 130H158V129H156ZM187 130H188V128L186 129L185 132H187ZM197 130H198V129H197ZM239 130H240V131H239ZM144 131H145V128H144ZM222 131L224 132L223 129L221 130V132H222ZM233 131H234V130H233ZM235 131H236V130H235ZM162 132H163V131H162ZM221 132L218 133V135H220ZM245 132H246V130H245ZM245 132H244V133H245ZM258 132H259V131H258ZM164 133H165V132H164ZM164 133H162L161 135H163ZM166 133H169V132H166ZM183 133H184V132H183ZM232 133H233V132H232ZM240 133H239V134H240ZM252 133H254V132H252ZM156 134H157V133H156ZM169 134H170V133H169ZM185 134H189V135L191 136L190 132L185 133ZM239 134H238L237 136H239V137L241 138V136H242L243 134H242V135H239ZM247 134H248V132L246 133V137L250 135V134H249V135H247ZM255 134H257V133H255ZM159 135H160V134H159ZM165 135H166V134H165ZM170 135H171V134H170ZM173 135H175V134H173ZM183 135H184V134H183ZM218 135H217V136H218ZM221 135H222L223 140H224V136H223V134H221ZM221 135H220V137H221ZM231 135H233V134H231ZM231 135H229V136H231ZM253 135H254V134H253ZM257 135H258V134H257ZM168 136H169V135H168ZM168 136H166V137H168ZM184 136H185V135H184ZM192 136H193V131H192ZM225 136H226V134H225ZM237 136L234 135L233 137L236 138ZM244 136H245V134H244ZM244 136H243V138H246V137H244ZM251 136H252V135H250V137H251ZM254 136H255V135H254ZM254 136H252V137L254 138ZM169 137H170V136H169ZM175 137H177V135H175ZM186 137H187V138H186ZM186 137H185V139L187 140V139H188V136H186ZM226 137H227V136H226ZM233 137H232V138H233ZM239 137H237V138H239ZM256 137H257V136H255V139H256ZM154 138H155V137H154ZM154 138H152V140L150 139L151 144H152V142L154 141V140H153ZM159 138H160V136H159ZM171 138H173V137H171ZM171 138H170V140H171ZM229 138L231 139V137H229ZM248 138H249V137H248ZM62 139H63V138H62ZM62 139L60 138V140H62ZM216 139H217V141H218V138H217V137H216ZM226 139H227V138H226ZM233 139H234V138H233ZM233 139L230 141V144H232V143L235 144V142H236L237 140L239 141V139H237L236 141L233 140ZM37 140H38V139H37ZM37 140H35V141H37ZM156 140H157V138H156ZM227 140H228V139H227ZM252 140L254 141V143L252 142L253 144L250 143V141H252ZM256 140H257V139H256ZM258 140H259V139H258ZM258 140H257V141H258ZM262 140H264V139H262ZM35 141H34V142H35ZM180 141H181V140H180ZM219 141H220V138H219ZM219 141H218V142H219ZM224 141L227 143L229 140H228V141L224 140ZM234 141H235V142H234ZM15 142H16V141H15ZM220 142L222 143L223 141H220ZM220 142H219V143H220ZM242 142H243V141H242ZM247 142H249L250 146L252 147V145H254L256 141H255L254 139H251V140L248 139ZM258 142H259V141H258ZM263 142H264V141H263ZM44 143H45V142H44ZM44 143H43V144H44ZM210 143H211V142H210ZM212 143H213V142H212ZM215 143H216V142H215ZM219 143H217V144H219ZM221 143H220V144H221ZM236 143H238V142H236ZM261 143H262V142H261ZM185 144H186V143H185ZM185 144H184V145H185ZM187 144H189V142H187ZM198 144H199V143H198ZM200 144H201V143H200ZM213 144H214V143H213ZM220 144H219V145H220ZM230 144H229V145H230ZM233 144H232V147L234 148ZM238 144H240V143H238ZM245 144H246V146H247V143H245ZM256 144H259V145H260V143H257V142H256ZM39 145H40V144H39ZM194 145H195V144H194ZM209 145H210V144H209ZM209 145H208V146H209ZM219 145H218V147L220 148ZM224 145H225V144H224ZM259 145H258V146H259ZM30 146H31V145H30ZM30 146H29V147H30ZM46 146H47V145H46ZM178 146H179V145H178ZM191 146H193V145H191ZM204 146H205V145H204ZM211 146H212V145H211ZM213 146H214V145H213ZM221 146H223V145H221ZM227 146H228V145H227ZM243 146H244V145H242V147H243ZM248 146H249V145H248ZM250 146H249V147H250ZM254 146H257V145H254ZM254 146H253V147H254ZM31 147H32V146H31ZM31 147H30V148H31ZM171 147H172V146H171ZM179 147H180V146H179ZM206 147H207V146H206ZM206 147H205V148H206ZM225 147H226V145L224 146V148H225ZM232 147L228 146V148L233 149ZM235 147H236V146H235ZM238 147H241V145H240V146L238 145ZM238 147H237V148H238ZM244 147H245V146H244ZM251 147H250L251 150H252V149H255V148H256L255 150H257V147H255V148H251ZM39 148H40V147H39ZM45 148H46V147H45ZM208 148H209V147H208ZM211 148H212V147H211ZM211 148H210V149H211ZM215 148H217V147H215ZM222 148H223V147H222ZM222 148H221V150L219 149L220 152L222 151ZM210 149H209V150H210ZM217 149H218V148H217ZM238 149H240V148H238ZM238 149L234 148L233 152L235 153V151H236V150L238 151ZM246 149H249V148H246ZM258 149H260V148H258ZM33 150H34V149H33ZM36 150H37V149L35 148V151H36ZM46 150H47V148H46ZM50 150H51V149H50ZM55 150H56V149H55ZM146 150H147V149H146ZM213 150L215 151L214 147L212 148V151H213ZM29 151H30V150H29ZM38 151H39V150H38ZM57 151H58V150H57ZM57 151H56V152H57ZM68 151H69V150H68ZM70 151H71V150H70ZM160 151H161V150H159V152H160ZM214 151H213V152H214ZM219 151H218V152H219ZM223 151H224V150H223ZM229 151L232 152L231 150H229ZM239 151H240V154H241L242 149L239 150ZM263 151H264V150H263ZM23 152H24V151H23ZM27 152H28V151H27ZM32 152H33V151H32ZM167 152H168V151H167ZM250 152H252V151H250ZM24 153H25V152H24ZM34 153H35V152H34ZM190 153H191V151H190ZM192 153H193V152H192ZM192 153H191V154H192ZM209 153H210V151H209ZM209 153H207V154H209ZM216 153H217V152H216ZM225 153H226V152H225ZM242 153H243L244 156H245L246 153H247V151H246V153H244V151H243ZM253 153H255V151H254ZM253 153H251V154H253ZM257 153H258V152H257ZM260 153H261V152H260ZM47 154H48V153H47ZM161 154H162V152H161ZM182 154H183V152H182ZM219 154H220V153H219ZM236 154H237V153H236ZM26 155H27V153H26ZM142 155H143V154H142ZM211 155H212V153H211ZM215 155H216V154H215ZM220 155H222V154H220ZM220 155H219V156H220ZM248 155H249V154H248ZM260 155H261V154H260ZM12 156H13V155H12ZM49 156H50V155H49ZM230 156H231V155H230ZM239 156H240V155H239ZM242 156H243V155H242ZM251 156H252V157H251ZM251 156H250V158L253 159L254 156H253V155H251ZM255 156H256V154H255ZM258 156H259V155H258ZM23 157H24V156H23ZM153 157H154V156H153ZM227 157H228V156H227ZM237 157H238V156H237ZM240 157H241V156H240ZM245 157H246V156H245ZM256 157H257V156H256ZM30 158H31V157H30ZM206 158H207V157H206ZM208 158H210V157H208ZM220 158H221V157H220ZM220 158H219V159H220ZM228 158H229V157H228ZM242 158H243V157H242ZM32 159H33V156H32ZM36 159H37V158H36ZM41 159H42V157H41ZM41 159H40V160H41ZM44 159H45V158H44ZM216 159H218V158H216ZM230 159H231V158H230ZM230 159H229L227 162L231 163V162H230ZM234 159H236V158L234 157ZM234 159H233V160H234ZM21 160H23L22 157H21ZM24 160H25V159H24ZM27 160H29V159H27ZM49 160H50V159H49ZM149 160H150V159H149ZM163 160H164V159H163ZM163 160H162V161H163ZM231 160H232V159H231ZM243 160H244V159H243ZM243 160H242V161H243ZM245 160H246V159H245ZM245 160H244L243 162H245ZM256 160H257V159H256ZM45 161H47V160H45ZM223 161H224V160H223ZM234 161H235V160H234ZM238 161L241 162V160H238ZM246 161H247V160H246ZM254 161H255V160H254ZM22 162H24V161H22ZM26 162H27V161H26ZM28 162H29V161H28ZM35 162H36V164H37V163L39 162V160H38V162H37V161H35ZM35 162H34V163H35ZM47 162H48V161H47ZM189 162H190V161H189ZM209 162H210V161H209ZM227 162H222V163L225 164V163H227ZM219 163H220V162H218V164H219ZM74 164H75V163H74ZM154 164H155V163H154ZM232 164H233V165H234V164L236 165V163H232ZM241 164H242V162H241ZM249 164H250V163H249ZM24 165H25V164H24ZM43 165H44V164H43ZM52 165H53V164H52ZM197 165H198V164H197ZM200 165H201V164H200ZM227 165H228V164H226V167H227V168H229V169H233L234 172L237 173V171H235V169H234V168H235V165H234V167H232V168H231V167H228L229 165H228V166H227ZM238 165H240V164L238 163ZM244 165H245V164H244ZM214 166H215V165H214ZM241 166H242V165H240V167H241ZM35 167H36V166H35ZM38 167H39V166H38ZM48 167H49V165H48ZM56 167H57V166H56ZM220 167H221V171H222V165H220L219 168H220ZM236 167H238V166H236ZM43 168H44V167H43ZM140 168H141V167H140ZM206 168H207V167H206ZM212 168L214 169V167H212ZM21 169H22V168H21ZM24 169H25V168H24ZM39 169H40V168H39ZM49 169H50V167H49ZM52 169H53V168H52ZM72 169H73V168H72ZM176 169H179V168H176ZM198 169H199V167H198ZM203 169H204V168H203ZM209 169H210V168H209ZM217 169H218V168H217ZM229 169H228V171H229ZM236 169L238 170L239 168H236ZM241 169H242V168H241ZM95 170H96V169H95ZM211 170H212V169H211ZM211 170H210V171H211ZM223 170H225V169H223ZM233 170H232L231 172H233ZM239 170H240V169H239ZM53 171H54V170H53ZM183 171H184V170H183ZM199 171H200V169H199ZM202 171H203V170H202ZM218 171H220V170L218 169ZM242 171H245V170H242ZM16 172H17V171H16ZM38 172H39V171H38ZM38 172H37V174H39ZM119 172H120V171H119ZM186 172H187V171H186ZM208 172H209V171H206V173L209 175ZM215 172H217V171H214V173H213V172H211V173H212V174H215ZM226 172H227V171H226ZM226 172H225V173H226ZM229 172H230V171H229ZM234 172L231 173V174L234 175V174H235ZM247 172H248V171H247ZM9 173H10V172H9ZM19 173H20V171H19ZM52 173H53V172H52ZM52 173H51V174H52ZM54 173H55V172H54ZM54 173H53V174H54ZM183 173H184V172H183ZM204 173H205V172H204ZM219 173H220V172H219ZM223 173H224V171H223ZM238 173H239V172H238ZM20 174H21V173H20ZM127 174H128V173H127ZM181 174H182V173H181ZM212 174H211V177L214 178V179H217V180H218L219 178L222 177V176H221L222 173L219 174L220 177H218V176H212ZM226 174H227V173H226ZM5 175H6V174H5ZM131 175H132V174H131ZM184 175H187V174L184 173ZM184 175H183V176H184ZM196 175H197V174H196ZM199 175H200V174H199ZM203 175H204V174H202V178L200 177V178H201V179H200V180H201V181H200L201 183L203 182V181H202V179H203V177H204ZM217 175H218V174H217ZM222 175H224V174H222ZM233 175H231V176H233ZM178 176H179V175H178ZM209 176H210V175H209ZM209 176H207V177H209ZM226 176H227V177H225V176H224V177H225V178H228L229 174L226 175ZM234 176H235V175H234ZM238 176H239V175H238ZM117 177H118V176H117ZM195 177H197V176H195ZM211 177L206 178L205 180L207 181V179H209V181L211 182V180H212ZM215 177H217V178H215ZM258 177H259V176H258ZM261 177H264V176L262 175ZM109 178H110V176H109ZM109 178H108V180H110ZM180 178H181V177H180ZM184 178L187 180V177H184ZM193 178H194V177H193ZM222 178H223V177H222ZM222 178H221V179H222ZM232 178H233V177H231V179H232ZM175 179H176V178H175ZM175 179H174V180H175ZM197 179H198V178H197ZM228 179L231 180L230 178H228ZM255 179H256V177H255ZM260 179H261V178H260ZM138 180H139V179H138ZM205 180H204V183L206 182ZM224 180H225V179H224ZM238 180H239V179H238ZM253 180H254V179H253ZM253 180H252V181H253ZM182 181H183V180H182ZM182 181H181V182H182ZM184 181H185V180H184ZM212 181H213V183H211V184H215V183H216L215 180H212ZM221 181H222V180H220V183H222ZM232 181H233V180H232ZM234 181H235V180H234ZM239 181H240V180H239ZM255 181H256V180H255ZM258 181H260V180H258ZM17 182H18V181H17ZM104 182H106V181H104ZM110 182H111V180H110ZM181 182H180V183H181ZM200 182H199V183H200ZM214 182H215V183H214ZM230 182H231V181H230ZM241 182H242V181H241ZM241 182L239 183V182H236V181H235V186H232V183H231V187H232L231 189H233V190H237V189H239V187H238L237 189H236V188H233V187H236V183H238V186H239V184L243 186L244 182H246V181L243 180V182H242L243 184H241ZM253 182H254V181H253ZM253 182H252V183H253ZM260 182L262 183L263 181H260ZM107 183H108V182H107ZM145 183H146V182H145ZM154 183H156V181H155ZM192 183H193V181H192ZM194 183H195L196 185H193V187H192V191L195 189L194 192L196 193V189H197L196 187H197V184L199 185V183H196L195 181H194ZM194 183H193V184H194ZM204 183H202L203 187L206 186ZM206 183H207V186L209 185L208 187H210V184H208V182H206ZM233 183H234V182H233ZM253 184H254V183H253ZM255 184H256V183H255ZM255 184H254V185H255ZM41 185H42V184H41ZM225 185H226V183H225ZM229 185H230V184H229ZM256 185H257V184H256ZM34 186H35V185H34ZM111 186H112V185H111ZM118 186H119V185H118ZM182 186L185 187L186 185L184 186V184H183V185H181V187H182ZM200 186H201V185H200ZM220 186H221V184H220ZM222 186H223V185H222ZM244 186H245V185H244ZM244 186H243V187H244ZM14 187H15V186H14ZM16 187H17V184H16ZM28 187H29V186H28ZM70 187H71V185H70ZM135 187H136V186H135ZM203 187L201 186L200 188H199V187H198V188H199L200 190H201V188H202L203 192H206L207 189H205V187H204V188H203ZM208 187H207V188H208ZM212 187H213V185H212ZM215 187H216V186H215ZM217 187H219V185H218ZM227 187H229V186H227ZM227 187H226V188H227ZM34 188H36V187H34ZM42 188H43V187H42ZM143 188H144V187H143ZM172 188L175 189V186H173ZM186 188H187V187H186ZM240 188H242V187H240ZM64 189H65V188H64ZM105 189H106V188H105ZM147 189H148V188H147ZM176 189H177V188H176ZM187 189H188V188H187ZM187 189H186V190H187ZM190 189H191V188H190ZM199 189H197L198 192L196 193L198 197H200L199 194H201V193H199ZM204 189H205V190H204ZM209 189H210V188H209ZM209 189H208V191H209ZM214 189H216V188H214ZM220 189H222V188L220 187ZM220 189H218V191H219ZM223 189H224V187H223ZM231 189L228 190V188H227L228 191H232ZM242 189H243V188H242ZM27 190H28V188H27ZM27 190H25V191H27ZM46 190H47V189H46ZM108 190H109V189H108ZM152 190H153V189H152ZM152 190H151V191H152ZM158 190H159V189H158ZM17 191H18V190H17ZM113 191H114V190H113ZM121 191H122V190H121ZM175 191H177V190H174V192H175ZM192 191H191V192H192ZM215 191H216V190H215ZM218 191H217V193H218ZM239 191H240V190H239ZM39 192H40V190H39ZM119 192H120V191H119ZM139 192H141V191H139ZM178 192H180V191H177V194H178ZM181 192H182V190H181ZM191 192H190V193H191ZM222 192H223V191H222ZM222 192H219V193L221 194ZM236 192L238 193V191H236ZM243 192H244V191H243ZM245 192H246V191H245ZM16 193H18V192H16ZM43 193H44V192H43ZM55 193H57V192H55ZM142 193H143V192H142ZM144 193H147V194H148V191H147V192L144 191ZM144 193H143V194H144ZM158 193H159V191H158ZM160 193H161V192H160ZM171 193H173V192H171ZM171 193H170V194H171ZM182 193H183V192H182ZM182 193H181V196H182ZM195 193H192V194H195ZM198 193H199V194H198ZM212 193H213V192H212ZM219 193H218V194H219ZM227 193H228V192H227ZM41 194H42V193H41ZM60 194H61V192H60ZM153 194H154V193H153ZM177 194H176V195H177ZM183 194H184V193H183ZM205 194H206V193H205ZM205 194L203 193L204 196H205ZM207 194H208V193H207ZM222 194H223V193H222ZM234 194H235V192H234ZM0 195H1V194H0ZM163 195H164V194H163ZM174 195H175V194H174ZM179 195H180V193H179ZM203 195L201 196L202 198L200 197L201 200L203 199ZM16 196H17V195H16ZM135 196L137 197V196H139V195H135ZM135 196H134V197H135ZM148 196H149V195H148ZM148 196H147V197H148ZM151 196H152V195H151ZM181 196H179V197L181 198ZM195 196H196V195H195ZM197 196H196L195 198H198ZM208 196H210V194H208ZM217 196H218V195H217ZM33 197H34V196H33ZM50 197H51V196H50ZM147 197H146V198H147ZM152 197H153V196H152ZM155 197H156V196H155ZM161 197H163V196H161ZM171 197H172V196H171ZM174 197H176V196H174ZM174 197H173V198H174ZM189 197H190V199H189L188 201H189V203H190V200L192 199V198H191L192 196H189ZM206 197H207V195H206ZM211 197H212V196H211ZM235 197H236V196H235ZM15 198H16V197H15ZM15 198H14V199H15ZM143 198H145V197H143ZM153 198H154V197H153ZM156 198H157V199H160V197H158V196H157ZM156 198H154V201H155ZM176 198H177V197H176ZM184 198H185V197H184ZM195 198H194V202L196 201ZM207 198H209V197H207ZM23 199H24V198H23ZM32 199H33V198H32ZM54 199H55V198H54ZM147 199H148V198H147ZM169 199H171V198H169ZM174 199H175V198H174ZM174 199H173V200H174ZM198 199H199V198H198ZM198 199H197V200H198ZM209 199H210V198H209ZM175 200L178 201V200H180V199L177 198V199H175ZM182 200H183V198L181 199V201H182ZM184 200H185V199H184ZM207 200H208V199H207ZM213 200H214V199H213ZM9 201H11V199H10ZM12 201H13V200H12ZM39 201H40V200H39ZM59 201H61V200H59ZM67 201H68V200H67ZM67 201H66V203H67ZM170 201H172V200H170ZM181 201L179 202V204L182 203ZM199 201H200V200H199ZM69 202H70V201H69ZM69 202H68V203H69ZM173 202H175V201H172V203H173ZM186 202H187V201H186ZM192 202H193V201L191 200V203H192ZM200 202H201V201H200ZM214 202H215V201H214ZM3 203H4V202H3ZM6 203H7V202H6ZM20 203H21V202H20ZM60 203H63V200H62ZM156 203L159 204L160 202H156ZM156 203H155V207H157L156 205H158V204H156ZM175 203H176V202H175ZM175 203H174V204H175ZM196 203H197V201H196ZM202 203H203V204H202ZM202 203H201V204H202L203 206H202V205H199V203H198L197 205H195V207H194L195 209L192 208V210L194 209L193 212L196 211V210L198 209L199 206H200V207L202 206V209H198L199 211L201 210L200 213H203L202 210H203L204 208H209V207H206V206L204 205V202H203V201H202ZM205 203H206V200H205ZM207 203H208V202H207ZM217 203H218V202H217ZM26 204H27V203H26ZM48 204H49V203H48ZM54 204H55V203H54ZM56 204H57V203H56ZM56 204H55V205H56ZM174 204H173V206H174ZM187 204H188V202H187ZM210 204H212V203L209 202V204H207V205L209 206ZM213 204H214V203H213ZM215 204H216V203H215ZM224 204H226V203H224ZM27 205H28V204H27ZM55 205H54V206H55ZM60 205H61V204H60ZM60 205H59V206H60ZM171 205H172V204H171ZM191 205H192V204H191ZM226 205H227V204H226ZM16 206H17V205H16ZM20 206H21V205H20ZM20 206H19V207H20ZM150 206H151V204H150ZM153 206H154V205H152V207H153ZM165 206H166V205H165ZM180 206H181V205H180ZM196 206H197V208H196ZM204 206H205V207H204ZM212 206H213V205H212ZM212 206H210V209H211ZM175 207L177 208L176 205H175ZM190 207H191V206L188 204V208H190ZM203 207H204V208H203ZM20 208H21V207H20ZM20 208H18V209H20ZM162 208H163V207H161V209H162ZM186 208H187V207H186ZM2 209H3V208H2ZM159 209H160V208H159ZM159 209H158V210H159ZM164 209H167V208H164ZM182 209H185V207L182 206ZM182 209H181V210H182ZM216 209H217V208H216ZM218 209H219V208H218ZM218 209H217V210H218ZM224 209H225V208H224ZM47 210H48V209H47ZM49 210H50V209H49ZM72 210H73V209H72ZM151 210H152V209H151ZM158 210H157V211H158ZM178 210L180 211L179 208H178ZM208 210H209V209H208ZM211 210H212V209H211ZM2 211H3V210H2ZM2 211H1V212H2ZM28 211H29V210H28ZM28 211H27V212H28ZM173 211L175 212V208H173ZM179 211H177V215H178ZM187 211H188V209L186 210V212H187ZM199 211H197L196 213L190 212V213H193V217H192V214H191V219H192V220L194 219V216H196V214H197ZM218 211H219V210H218ZM228 211H229V210H228ZM6 212H7V211H6ZM27 212H26V213H27ZM31 212H32V211H31ZM34 212H35V210H34ZM72 212H73V211H72ZM75 212H76V211H75ZM89 212H90V211H89ZM154 212H156V211H154ZM160 212H162V211H160ZM168 212H169V209H168ZM171 212H172V209L170 210V213H171ZM188 212H189V211H188ZM206 212H207V210H206ZM220 212H221V211H220ZM3 213H4V212H3ZM166 213H167V211H166ZM170 213H169V214H170ZM180 213H181V212H180ZM180 213H179V215H180ZM182 213H185V211L183 210ZM228 213H229V212H228ZM31 214H32V213H31ZM31 214H30V215H31ZM83 214H84V213H83ZM163 214H164V213H162V216H163ZM185 214H186V213H185ZM185 214H182V215L184 216ZM26 215H27V214H26ZM73 215H74V214H73ZM130 215H131V214H130ZM164 215H165V214H164ZM172 215H173V216H171V215H169V216H171V218L174 217L173 219H174V220L176 219L175 221H177V219H178L179 221H181L180 219H181L182 217L179 219V218H176V217H178L176 214L173 213ZM174 215H176V216H174ZM182 215H180V216H182ZM186 215H187V214H186ZM203 215H205V213H204ZM5 216H6V215H5ZM131 216H132V215H131ZM188 216H189V215H188ZM198 216H202V214H201V215L198 214L195 218H198ZM186 217H187V216H186ZM204 217H206V215H205ZM25 218H26V217H25ZM75 218H76V216H75ZM160 218H161V217H160ZM171 218H169V219L166 218V219H167V221H169V220L172 221ZM202 218H203V216H202ZM202 218H200V219H201L202 221H204V218H203V219H202ZM244 218H247V219H248L247 216H245ZM68 219H69V218H68ZM93 219H94V218H93ZM166 219H165V220H166ZM189 219H190V218H189ZM206 219H207V217H206ZM174 220H173V221H174ZM225 220H227V219H225ZM229 220H231V219H229ZM1 221H2V219L0 220V223L3 224ZM179 221H178V222H179ZM194 221H196V220H194ZM197 221H198V220H197ZM202 221H201V222H202ZM4 222H5V221H4ZM84 222H85V221H83V223H84ZM165 222H166V221H165ZM189 222H190V221H189ZM199 222H200V221H199ZM247 222H248V221H247ZM29 223H30V222H29ZM170 223H171V222H170ZM176 223H177V222H176ZM196 223H197V222H196ZM5 224H7V223L5 222ZM92 224H93V223H92ZM162 224H163V222H162ZM168 224H169V223H168ZM179 224H180V223H179ZM201 224H202V223H201ZM234 224H235V223H234ZM7 225H8V224H7ZM18 225H19V223H18ZM164 225H165V224H164ZM232 225H233V224H232ZM4 226H6V225H4ZM23 226H24V225H23ZM28 226L30 227L31 225H28ZM200 226H201V225H200ZM200 226H199V227H200ZM1 227H2V226H1ZM21 227H22V226H21ZM32 227H33V226H32ZM152 227H154V225H153ZM157 227H159V225H158ZM175 227H176V226H175ZM179 227L182 228V225H180ZM179 227L176 228V229H173V228H172V230H174V231L176 230V232L181 231ZM202 227H203V226H202ZM2 228H3V227H2ZM30 228H31V227H30ZM185 228H186V227H185ZM229 228H231V226H230ZM25 229H26V228H25ZM122 229H123V228H122ZM159 229H160V227H159ZM167 229H169V228H167ZM177 229H178V230H177ZM182 229H183V228H182ZM189 229H191V228H189ZM189 229H188V230H189ZM1 230H2V229H1ZM1 230H0V232H1ZM4 230H5V229H3L2 231H4ZM7 230H8V229H7ZM26 230H27V229H26ZM127 230H128V229H127ZM150 230H152V229H150ZM153 230H154V229H153ZM157 230H158V229H157ZM169 230H171V229H169ZM169 230H168V231H169ZM199 230H200V229H198V231H199ZM9 231H10V230H9ZM9 231H8V232H9ZM11 231H12V230H11ZM18 231H20V230H18ZM110 231H111V230H110ZM121 231H122V230H120V232H121ZM159 231H160V230H159ZM162 231H163V230H162ZM202 231H203V230L201 229V232H202ZM13 232H14V231H13ZM123 232H124V230H123ZM145 232L147 233V231H145ZM155 232H156V231H154V232H152V233L154 234ZM165 232H166V230H165ZM165 232H164V233H165ZM208 232H209V231H208ZM14 233H15V232H14ZM28 233H29V232H28ZM157 233H159V232H157ZM157 233H155V234H157ZM170 233H171V232H170ZM203 233H204V231H203ZM220 233H221V232H220ZM12 234H13V233H12ZM50 234H51V233H50ZM80 234H81V233H80ZM122 234H123V233H122ZM142 234H143V233H142ZM167 234H168V233H167ZM15 235H16V234H15ZM72 235H73V234H72ZM74 235H75V234H74ZM124 235H125V234H124ZM157 235L159 236V234H157ZM9 236H11L10 233H9ZM19 236H20V235H19ZM69 236H70V235H69ZM151 236H152V235H151ZM202 236H203V234H202ZM202 236H201V237H202ZM11 237H13V236H11ZM16 237H17V236H16ZM21 237L23 238V236H21ZM50 237H51V236H50ZM61 237H62V236H61ZM86 237H87V236H86ZM121 237L123 238V235H122ZM124 237H125V236H124ZM156 237H157V236H156ZM199 237H200V235H199ZM203 237H204V239H205V236H203ZM225 237H226V236H225ZM22 238H21V239H22ZM33 238H34V237H33ZM126 238H127V237H126ZM239 238H240V237H239ZM239 238H238V239H239ZM242 238H243V237H242ZM0 239L3 240V238H0ZM9 239H10V238H9ZM25 239H27V238H25ZM38 239H39V238H38ZM38 239H37V240H38ZM50 239H52V237H51ZM67 239H69V238H67ZM72 239H73V238H72ZM94 239H95V238H94ZM220 239H221V237L219 238V240H220ZM52 240H53V239H52ZM122 240H123V239H122ZM133 240H134V239H133ZM200 240H201V239H200ZM7 241H8V240H7ZM9 241H10V240H9ZM9 241H8V243H9ZM22 241H24V239H23ZM129 241H130V240H129ZM134 241H136V240H134ZM195 241H196V240H195ZM221 241H222V240H221ZM4 242H5V241H4ZM4 242H2V244H3ZM89 242L91 243V241H89ZM97 242H98V241H97ZM217 242H218V241H216V243H217ZM45 243H46V242H45ZM86 243H87V242H86ZM122 243H123V242L121 241L120 246H121ZM189 243H190V242H189ZM221 243H223V242H221ZM20 244H22V243L20 242ZM49 244H50V243H48L47 248L49 247ZM75 244H76V243H75ZM186 244H188V243H186ZM204 244H205V243H204ZM204 244H203V246H204ZM218 244H219V243H218ZM3 245H5V244H3ZM45 245H46V244H45ZM50 245H51V244H50ZM56 245H57V244H56ZM126 245H127V244H126ZM133 245H134V244H133ZM242 245H243V244H242ZM51 246H52V245H51ZM64 246H65V245H64ZM129 246H130V245H129ZM199 246H200V245H199ZM205 246H206V245H205ZM0 247H1V245H0ZM19 247H20V246H19ZM24 247H25V246H24ZM71 247H72V246H71ZM73 247L75 248V246H73ZM73 247H72L71 249H73ZM108 247H109V246H108ZM201 247H202V246H201ZM201 247H200V248H201ZM221 247H222V246H221ZM242 247H243V246H242ZM3 248H4V247H3ZM50 248H51V247H50ZM50 248H48V249H50ZM113 248H115V247H113ZM131 248H132V245H131ZM200 248H198V250H199ZM206 248H207V247H206ZM215 248H216V247H215ZM215 248L213 247V249H215ZM225 248H228V246H226ZM1 249H2V247H1ZM120 249H121V248H120ZM120 249H119V250H120ZM216 249H217V248H216ZM216 249H215V250H216ZM132 250H133V249H132ZM134 250H135V249H134ZM139 250H140V249H139ZM185 250H186V249H185ZM196 250H197V249H196ZM217 250H218V249H217ZM223 250H224V249L222 248V251H223ZM227 250H228V249H227ZM241 250H242V249H241ZM51 251H52V250H51ZM54 251H55V250H54ZM57 251H58V250H56V252H57ZM62 251H63V250H62ZM81 251H82V250H81ZM88 251H89V250H88ZM114 251H115V250H114ZM125 251H127V250H125ZM128 251H129V250H128ZM219 251H220V248H219ZM222 251H220V252H222ZM224 251H225V250H224ZM229 251H230V250H229ZM29 252H30V251H29ZM78 252H79V251H78ZM78 252H77V253H78ZM120 252H122V251H119V252H118V255H119ZM130 252H132V251H130ZM134 252H135V251H134ZM140 252H141V251H140ZM194 252H195V251H194ZM194 252H193V254H195ZM217 252H218V251H217ZM58 253H59V252H58ZM65 253H66V252H65ZM72 253H73V251H72ZM77 253H76V251H75V254L73 253L74 256H76ZM123 253H124V252H123ZM151 253H152V251H151ZM173 253H175V252H173ZM213 253H214V252H213ZM241 253H242V252H241ZM10 254H11V253H10ZM37 254H38V253H37ZM56 254H57V253H56ZM68 254L73 255V254H71L70 252H69ZM120 254H121V253H120ZM124 254H125V253H124ZM126 254H127V253H126ZM130 254H132V253H130ZM136 254H137V253H136ZM136 254L134 253V255H136ZM152 254H154V253H152ZM216 254H217V256H219L218 253H216ZM221 254H222V253H221ZM223 254H224V253H223ZM231 254H232V253H231ZM231 254H229L230 256L228 255V256H229L228 258L231 257ZM32 255H33V254H32ZM32 255H31V256H32ZM70 255H68V256H70ZM122 255H123V254H122ZM143 255H144V253H143ZM143 255H139V254H138L136 257L139 256L138 258H140V256H143ZM146 255H147V254H146ZM146 255H144V256H145L144 258H146V260H147V256H146ZM149 255H150V254H149ZM149 255H148V256H149ZM168 255H170V254H168ZM187 255H188V254H187ZM207 255H208V254H206V256H207ZM214 255H215V254H214ZM232 255H233V254H232ZM33 256H34V255H33ZM33 256H32V257H33ZM86 256H87V255H86ZM102 256H103V255H102ZM119 256H120V257H119ZM119 256H118V257H119L120 260H121L120 262H123L122 260H124V259L126 258V256H125L124 259L121 258V255H119ZM170 256H172V255H170ZM170 256H169V257H170ZM184 256H185V254H184ZM188 256H189V255H188ZM188 256H187V258H182V259H183V260H184V259H191V258H188ZM190 256H191V255H190ZM193 256H194V255H193ZM193 256H192V257H193ZM195 256H196V255H195ZM198 256H199V255H198ZM248 256H249V254H248ZM248 256H246V257H248ZM10 257H11V256H10ZM23 257H24V256H23ZM29 257H30V256H29ZM72 257H73V256H72ZM82 257H83V256H82ZM103 257H104V256H103ZM123 257H124V256H123ZM129 257H130V255H129ZM129 257H127V259H126V260H128L129 262H130V259L133 260V258H136V257H133V258H130V259H129ZM149 257H150V256H149ZM149 257H148V258H149ZM167 257H168V256H167ZM167 257H166V258H167ZM181 257H182V256H181ZM196 257H197V256H196ZM215 257H216V255H215ZM249 257H251V254H250ZM73 258L75 259V257H73ZM106 258H107V257H106ZM115 258H117V255L115 256ZM115 258L113 257V260H111V261H114ZM152 258H153V257H152ZM211 258H212V257H210V259H211ZM252 258H254V257H252ZM255 258H256V257H255ZM69 259H70V258H69ZM77 259H78V258H77ZM77 259H76V261H79V260H77ZM85 259H86V258H85ZM140 259H141V258H140ZM142 259H143V258H142ZM150 259H151V258H150ZM210 259H209V260H210ZM213 259H214V258H213ZM221 259H222V258H221ZM258 259H259V258H258ZM3 260H4V259H3ZM23 260H24V259H23ZM28 260H29V259H28ZM70 260H71V259H70ZM83 260H84V259H83ZM83 260H82V261H83ZM95 260H96V259H95ZM116 260H117V259H116ZM116 260H115V261H116ZM196 260H197V259H196ZM244 260H245V259H244ZM244 260H243V261H244ZM246 260H247V258H246ZM259 260H260V259H259ZM262 260H263V258H262ZM35 261H36V260H35ZM41 261H43V263L45 262L44 260H41ZM41 261H40V262H41ZM57 261H58V260H57ZM67 261H68V260H66V262H67ZM73 261H74V260H73ZM76 261H74L73 263H75ZM82 261H81V264L83 263ZM99 261H101V260H99ZM124 261H125V260H124ZM133 261H134V260H133ZM140 261H141V260H140ZM149 261H150V260H149ZM184 261H185V260H184ZM184 261H183V262H184ZM203 261H204V260H203ZM223 261H224V259H223ZM241 261H242V260H241ZM26 262H27V261H26ZM38 262H39V260H38ZM40 262H39V264H40ZM59 262H60V260H59ZM61 262H62V261H61ZM71 262H72V260H71ZM94 262H95V261H94ZM117 262H119V261L117 260ZM131 262H132V261H131ZM135 262H136V260H135ZM152 262H153V261H152ZM175 262H176V261H175ZM185 262H186V261H185ZM190 262H191V261H190ZM207 262H208V261H207ZM207 262H206V263H207ZM214 262H215V261H214ZM214 262H213L212 264H214ZM219 262H220V261H219ZM219 262H218V260H217L216 263H219ZM262 262H264V261H262ZM32 263H33V262H32ZM46 263H48V262L46 261ZM46 263H44V264H46ZM79 263H80V261H79ZM142 263H143V262H142ZM147 263H148V262H147ZM147 263H146V264H147ZM172 263H174V262H171V264H172ZM180 263H181V262H180ZM206 263H203V264H206ZM216 263H215V264H216ZM246 263H247V262H246ZM0 264H1V259H0ZM51 264H52V263H51ZM57 264H58V263H57ZM61 264H62V263H61ZM69 264H70V262H69ZM93 264H94V263H93ZM95 264H97V263H95ZM144 264H145V262H144ZM148 264H149V263H148ZM155 264H156V263H155ZM186 264H189V263H188V260H187V263H186ZM201 264H202V263H201ZM208 264H209V263H208ZM220 264H221V263H220ZM249 264H250V263H249ZM253 264H254V262H253ZM260 264H261V263H260Z\"/></svg>",
	"mask_w": 264,
	"mask_h": 264
}]
</instances>
